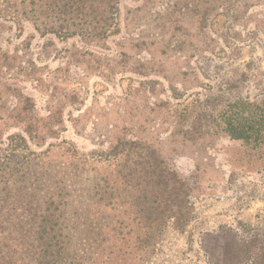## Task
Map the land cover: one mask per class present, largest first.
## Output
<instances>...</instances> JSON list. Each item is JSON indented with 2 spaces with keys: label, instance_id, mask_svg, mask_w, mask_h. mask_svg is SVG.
Segmentation results:
<instances>
[{
  "label": "rangeland",
  "instance_id": "rangeland-1",
  "mask_svg": "<svg viewBox=\"0 0 264 264\" xmlns=\"http://www.w3.org/2000/svg\"><path fill=\"white\" fill-rule=\"evenodd\" d=\"M101 1L0 0V264H264V0Z\"/></svg>",
  "mask_w": 264,
  "mask_h": 264
},
{
  "label": "trees",
  "instance_id": "trees-1",
  "mask_svg": "<svg viewBox=\"0 0 264 264\" xmlns=\"http://www.w3.org/2000/svg\"><path fill=\"white\" fill-rule=\"evenodd\" d=\"M126 0H105V6L108 9V26L106 28V37L114 36L117 34V18L120 13L119 7ZM260 1V0H259ZM261 2V1H260ZM251 3L244 6V13L250 11L256 7H264V3ZM99 5L102 4L101 0H98ZM115 29V31H114ZM89 37L91 33L88 34ZM105 36V34H104ZM235 46L238 44V40L233 38ZM239 106H243L240 112L237 111ZM247 114H246V113ZM226 131L233 140H243L251 144H261L264 142V108L258 104L252 106L244 105V103L231 104L230 110L225 113ZM260 230L257 231L259 233ZM252 250H259L260 246H254ZM46 264H58L62 256L61 249H55V251L46 253ZM50 256V258H48Z\"/></svg>",
  "mask_w": 264,
  "mask_h": 264
}]
</instances>
